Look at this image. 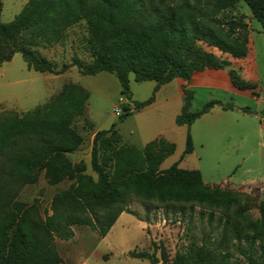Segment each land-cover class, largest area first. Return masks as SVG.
I'll list each match as a JSON object with an SVG mask.
<instances>
[{"label": "trees", "instance_id": "obj_1", "mask_svg": "<svg viewBox=\"0 0 264 264\" xmlns=\"http://www.w3.org/2000/svg\"><path fill=\"white\" fill-rule=\"evenodd\" d=\"M239 1L260 22L264 34V0H28L11 21H0V65L18 53L28 69L39 73L61 75L76 67L82 76L113 74L120 95L129 101L131 75L137 83L154 81L147 99L131 101L133 110L139 111L154 103L162 85L177 78L187 83L194 73L224 63L213 52L178 62L182 43L201 39L233 58L246 56L247 38L239 32L247 30V24L241 17L222 20ZM1 10L0 0V14ZM81 21L88 33L90 62L73 58L57 68L38 52L37 38L57 39ZM174 38L179 42L175 51ZM231 80L238 89L255 88L234 74ZM183 96L176 126L189 128L215 106L233 109L232 103L210 100L192 112L193 91L183 86ZM88 97L84 87L67 84L32 111L0 114V264H65L55 238L71 239L74 226L104 237L121 213H130L123 207L130 195L158 204L206 205L220 209L221 217L215 243L192 241L170 258L164 246L151 242L152 252L132 250L129 257L157 263L159 250L162 264H264V200L259 201V217L254 220L248 194L205 184L198 170L180 168L178 163L161 170L175 150L172 142L158 137L142 148L123 145L111 126L92 138L90 169L95 178L86 173L84 161L73 163L68 155L78 150L83 137L72 123L83 115ZM132 111L126 108L119 118ZM192 151L187 131L180 160ZM41 174L51 186L70 182L53 194L50 214L44 217L37 200L31 204L18 200L21 190L36 184Z\"/></svg>", "mask_w": 264, "mask_h": 264}, {"label": "rangeland", "instance_id": "obj_2", "mask_svg": "<svg viewBox=\"0 0 264 264\" xmlns=\"http://www.w3.org/2000/svg\"><path fill=\"white\" fill-rule=\"evenodd\" d=\"M1 1L0 21L6 23L20 12L28 0ZM239 7L236 14L226 12L224 18L220 19H244L243 14H251L243 1L239 2ZM251 24L256 53L254 89L238 90L230 84L225 72L206 68L188 84L175 79L163 85L155 95V105L144 107L141 111H132L131 101L147 99L155 82L137 83L131 75L129 86L132 99L129 101L120 95V85L113 74L104 72L96 76L97 82L91 86L89 77L80 75L76 67H71L61 75L39 73L28 69L22 56L17 53L9 62L0 65V114L13 111L22 115L32 111L55 97L67 84L88 87L90 96L84 113L72 123L83 137L78 150L68 155L73 163L84 161L86 173L95 178L90 169L93 126L97 131L115 126L123 145L139 148L155 139L158 131L164 129L171 138L169 141L175 145V150L165 158L160 169L178 163L180 168L198 170L205 184L248 194L249 213L255 220L259 217L258 203L264 200V34L258 20L252 18ZM87 39L86 25L81 21L63 31L57 39L37 38L36 49L54 62L57 68L73 58L86 64L91 61ZM189 42L182 43L183 49L177 55L178 62L186 59L196 61L204 54L211 56L213 49L206 41L198 39ZM178 44L177 38H174V51ZM183 86L193 91L192 112L200 110L210 100L232 103L233 109L222 110L220 106H215L189 128L178 127L174 119L184 102ZM168 98L171 101L165 103ZM126 108L132 111L131 114L120 119ZM187 131L193 141V151L180 160ZM69 184V181H64L56 186L48 185L41 174L36 184L27 185L21 190L18 200L28 204L37 200L44 217L46 213L50 214L53 194ZM123 207L130 213H121L104 237L88 227L74 226L71 239L64 241L55 238L58 253L64 263L162 264L159 250L156 251L159 259L157 263L134 259L127 253L132 250L152 252L151 242H154L157 246H164L172 258L176 250L184 249L192 241L210 245L219 237L221 210L217 208L199 204H158L131 195L126 198Z\"/></svg>", "mask_w": 264, "mask_h": 264}, {"label": "crops", "instance_id": "obj_3", "mask_svg": "<svg viewBox=\"0 0 264 264\" xmlns=\"http://www.w3.org/2000/svg\"><path fill=\"white\" fill-rule=\"evenodd\" d=\"M239 2L236 4L235 9H233L231 12L228 11V13H232L233 12V14H236L235 11H237L238 8H240L239 7ZM243 15H244L243 21L247 24V30H242L241 32H239V34L242 37L246 36V38H247V54H246V56L242 57V58H233L228 53H221L216 48H213V50H212L213 54L215 56H217V58L219 60H223L224 63L222 64L221 67L214 68V69H208V70H221V71L225 72V74L227 75V77L229 79L230 84L236 89H238V88L233 85L232 80H231V75L232 74H234L235 77H237V78L246 79L250 83H254V81L256 79V73L254 71L255 70V54L256 53H255V50H254V43H253L252 37H251V35H252L251 34V32H252L251 19L253 18V16H252V14H243ZM204 70H207V69H204ZM204 70L194 73L191 76L190 81L193 80L195 75L203 72ZM103 73L104 72L98 73L96 75L85 76V77H89V79H90L89 80V82H90L89 84L92 86L93 84H96V82H97V79L95 77L98 76V75H101ZM177 79H179V78H177ZM146 82H154V81H146ZM189 82H187V84ZM162 87H163V85L159 88V90L156 92V94H158L160 92ZM85 88L89 91L88 87H85ZM238 90H241V89H238ZM89 96H90V91H89ZM155 100H156V98H155ZM183 100H184V96H183ZM169 101H171V98L165 99V103H167ZM155 104H156V101H154V103H152L149 107H152ZM130 105H132L131 107L133 108L132 102H131ZM183 126H185V125H183ZM183 126H178V127H183ZM170 127L171 126H168L167 128H170ZM95 132H97V130H95L94 126H93V130H92V134H91V143H92V138H93ZM158 137H162L163 139H165L167 141H169L171 139L169 136L166 135V131L164 129L158 131V133H157L155 138H158ZM145 144H143L142 146H144Z\"/></svg>", "mask_w": 264, "mask_h": 264}]
</instances>
